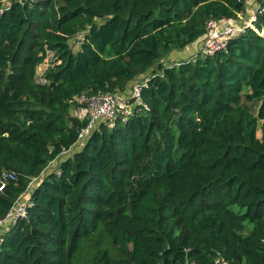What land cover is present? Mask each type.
<instances>
[{"label": "trees", "instance_id": "1", "mask_svg": "<svg viewBox=\"0 0 264 264\" xmlns=\"http://www.w3.org/2000/svg\"><path fill=\"white\" fill-rule=\"evenodd\" d=\"M247 2L0 0V172L15 176L0 219L28 204L0 264H264V11L214 55L167 63ZM146 74L143 105L77 146L78 99Z\"/></svg>", "mask_w": 264, "mask_h": 264}, {"label": "built area", "instance_id": "2", "mask_svg": "<svg viewBox=\"0 0 264 264\" xmlns=\"http://www.w3.org/2000/svg\"><path fill=\"white\" fill-rule=\"evenodd\" d=\"M263 12L264 9L258 6L256 13ZM256 20V14L254 16ZM247 26H234L229 25L225 21H211L208 24V29H210L211 41L208 42L209 55H213L223 49H225L228 40L232 37L231 34L237 35L245 31ZM223 30V32H220ZM220 34V35H219ZM227 35L226 40H223L221 36ZM219 45L215 47V45ZM49 57L54 59V54L51 51L47 52V57L45 62L42 65L48 64ZM51 66V64H50ZM49 66V67H50ZM48 67V68H49ZM45 72V71H44ZM43 72V76H44ZM39 82L45 83L43 77L39 78ZM145 79L139 80V82L132 88L127 94H117V93H108L102 94L95 97H86L81 96L78 100H81V110L79 112H84L86 115L83 118H89V123L86 128H83L79 135V140L76 145H83L90 135L103 123H112L119 118H128L133 114L135 106L143 105L142 101V85L144 84ZM134 99V104L128 105V101ZM122 114V115H121ZM124 120V119H123ZM125 121V120H124ZM15 179L13 173H7L5 171L0 172V191L2 192L4 188ZM27 200L21 195L14 206L7 213V215L0 219V243L2 242V234L4 233L6 227L13 226L16 224L17 220L27 218Z\"/></svg>", "mask_w": 264, "mask_h": 264}, {"label": "rangeland", "instance_id": "3", "mask_svg": "<svg viewBox=\"0 0 264 264\" xmlns=\"http://www.w3.org/2000/svg\"><path fill=\"white\" fill-rule=\"evenodd\" d=\"M251 0H248L247 2V5L248 3H250ZM259 6V5H258ZM255 8V7H253ZM256 10V9H255ZM255 10L251 13L252 15H250V10L247 12L246 10V13L244 14H241L239 16V18L237 19V21L239 22L238 24H240L242 21H247V22H250L249 20L251 19L252 24H245L244 26H247V27H251L253 29L256 28V26L254 25V22H255V19H254V16H255ZM250 25V26H249ZM242 27V26H240ZM220 32H223V30H221ZM220 35V34H219ZM232 35V38H235L237 35ZM226 37L227 35H223L221 36V38H223V40H226ZM84 35H81V36H78L76 38H73L71 41H70V45H71V49L77 53L80 51L81 49V46H82V43L84 41ZM211 41V34H210V29H208V32L206 33V35L200 39L199 41H197V43L193 44L192 45V48L193 50H191V53H188L189 51L186 50V52L182 51L180 54H177V57L176 58H173L174 56L170 57L169 60H167V63L168 64H176V63H179L183 60H192L194 58L197 57V55L199 54H202V55H209V51H211L209 48H208V42ZM219 45H215V47H218ZM214 55V54H213ZM189 56V57H187ZM187 57V58H186ZM183 58H186V59H183ZM54 62V59H52V57H49L48 59V64H45V65H41L38 69H37V78L39 79L40 77H43V72L46 71L48 69V67L50 66L51 62ZM150 73V72H149ZM142 79H146L147 78V74L143 77H141ZM80 103H81V100H79ZM80 103L78 102V104L80 105ZM259 107V104H257L256 108H255V113L257 114L258 112V108ZM86 114L84 112H79L78 110H74V117L75 118H83ZM122 115V114H121ZM108 126H113L112 123H108ZM264 134V122H261L260 123V126H259V131L257 133V136L259 138H262ZM56 167V166H55ZM54 168L51 167L48 171L45 172L44 175H41L40 178L35 182V183H38L40 182L43 178L46 177V175L49 174L50 171H52Z\"/></svg>", "mask_w": 264, "mask_h": 264}, {"label": "crops", "instance_id": "4", "mask_svg": "<svg viewBox=\"0 0 264 264\" xmlns=\"http://www.w3.org/2000/svg\"><path fill=\"white\" fill-rule=\"evenodd\" d=\"M253 7H255V8H253ZM257 8H258V2H257V0H251L250 1V3H248V5H247V8H246V10H247V12L250 10V15H252L251 13L255 10V14H256V11H257ZM246 13V12H245ZM250 22H247V21H242L238 26H244L245 24H252V22L253 21H251V19L249 20ZM229 25H231V23H228ZM249 25V26H250ZM177 56L175 55L173 58H176Z\"/></svg>", "mask_w": 264, "mask_h": 264}]
</instances>
